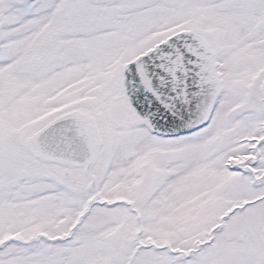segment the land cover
Here are the masks:
<instances>
[{
  "label": "snow or ice",
  "instance_id": "6c2138e0",
  "mask_svg": "<svg viewBox=\"0 0 264 264\" xmlns=\"http://www.w3.org/2000/svg\"><path fill=\"white\" fill-rule=\"evenodd\" d=\"M0 264H264V0H0Z\"/></svg>",
  "mask_w": 264,
  "mask_h": 264
}]
</instances>
